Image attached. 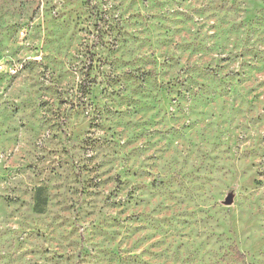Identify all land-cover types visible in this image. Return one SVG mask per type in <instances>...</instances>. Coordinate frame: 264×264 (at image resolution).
<instances>
[{
    "label": "rangeland",
    "instance_id": "374dc122",
    "mask_svg": "<svg viewBox=\"0 0 264 264\" xmlns=\"http://www.w3.org/2000/svg\"><path fill=\"white\" fill-rule=\"evenodd\" d=\"M0 264H264V0H0Z\"/></svg>",
    "mask_w": 264,
    "mask_h": 264
},
{
    "label": "water",
    "instance_id": "95a60500",
    "mask_svg": "<svg viewBox=\"0 0 264 264\" xmlns=\"http://www.w3.org/2000/svg\"><path fill=\"white\" fill-rule=\"evenodd\" d=\"M229 203H230V201H229Z\"/></svg>",
    "mask_w": 264,
    "mask_h": 264
}]
</instances>
